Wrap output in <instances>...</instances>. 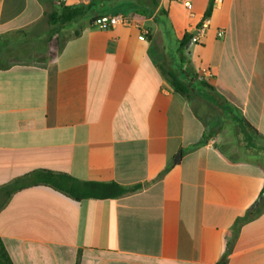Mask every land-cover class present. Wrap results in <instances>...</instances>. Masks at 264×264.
I'll return each mask as SVG.
<instances>
[{"label":"crops","instance_id":"1","mask_svg":"<svg viewBox=\"0 0 264 264\" xmlns=\"http://www.w3.org/2000/svg\"><path fill=\"white\" fill-rule=\"evenodd\" d=\"M191 1L193 15L178 0H92L54 27L58 0H0V239L13 264H264V210L248 219L264 205V0ZM113 16L133 25H96ZM45 172L142 188L77 201L34 182Z\"/></svg>","mask_w":264,"mask_h":264},{"label":"trees","instance_id":"2","mask_svg":"<svg viewBox=\"0 0 264 264\" xmlns=\"http://www.w3.org/2000/svg\"><path fill=\"white\" fill-rule=\"evenodd\" d=\"M211 11H212V4H210V8L208 10L207 16L211 14ZM85 14H86V7L83 5L71 6V7L60 5L57 11L51 13L48 16V21L50 25L54 27H63L84 18ZM75 35H78V31L75 33ZM190 37L192 38V36ZM186 38H189V35H186ZM162 71L168 77L172 86L175 88V90L178 93L182 94L185 97L190 96V94L193 92V89L186 81L180 79L177 73H173L172 71H165L163 69ZM202 83L207 90L211 92L213 91V87L205 84V81L203 79H202ZM215 106L216 108H219V104H215ZM246 124L247 126H249L248 123ZM34 182H40L49 185L67 194L68 196L76 199L77 201H81L83 199H116L135 193L142 188L141 185L125 187L114 182H110V183L80 182L74 180L69 176L59 175L51 172L41 173L39 178L34 180ZM263 210H264L263 201H258L256 205H254L252 209L248 211V219L259 216ZM80 262H81V254H79L76 264H80ZM0 264H13L10 255L6 250L1 239H0ZM220 264H224V261H221Z\"/></svg>","mask_w":264,"mask_h":264},{"label":"built area","instance_id":"3","mask_svg":"<svg viewBox=\"0 0 264 264\" xmlns=\"http://www.w3.org/2000/svg\"><path fill=\"white\" fill-rule=\"evenodd\" d=\"M71 0H58L60 5L63 6H68L69 2ZM75 4L77 5H83V6H87L91 3L92 0H74ZM180 2L183 3V5L190 11L191 15H193L192 10H193V4L191 0H178ZM96 25L99 26L100 28H112V27H116V26H124V27H129L132 26V19H130L129 17L126 16H113L110 17L108 19L105 20H98L96 21ZM211 26V18L210 16H206L198 30V34L195 36H192L191 38V43H199L200 41V35L205 34L206 31L210 28ZM138 28V27H137ZM225 35V32L222 30H219L217 32V37L219 39H222ZM143 36H145V34L143 33ZM201 75L203 77V79L205 80H212L214 78V74L211 71V69L209 67H203L201 70Z\"/></svg>","mask_w":264,"mask_h":264},{"label":"rangeland","instance_id":"4","mask_svg":"<svg viewBox=\"0 0 264 264\" xmlns=\"http://www.w3.org/2000/svg\"><path fill=\"white\" fill-rule=\"evenodd\" d=\"M80 29V26L77 24L74 28H72L71 30V35H73L75 32H77L78 30ZM215 112H216V115H222V112L220 111V109L216 108L215 107ZM260 162H264V160L261 158L260 159Z\"/></svg>","mask_w":264,"mask_h":264},{"label":"water","instance_id":"5","mask_svg":"<svg viewBox=\"0 0 264 264\" xmlns=\"http://www.w3.org/2000/svg\"><path fill=\"white\" fill-rule=\"evenodd\" d=\"M180 157V154L178 155V158Z\"/></svg>","mask_w":264,"mask_h":264}]
</instances>
